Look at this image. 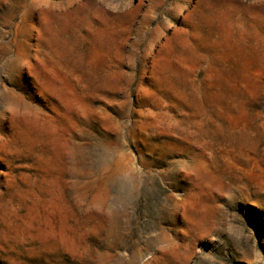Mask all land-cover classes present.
<instances>
[{
	"label": "rangeland",
	"instance_id": "rangeland-1",
	"mask_svg": "<svg viewBox=\"0 0 264 264\" xmlns=\"http://www.w3.org/2000/svg\"><path fill=\"white\" fill-rule=\"evenodd\" d=\"M0 264H264V0H0Z\"/></svg>",
	"mask_w": 264,
	"mask_h": 264
}]
</instances>
